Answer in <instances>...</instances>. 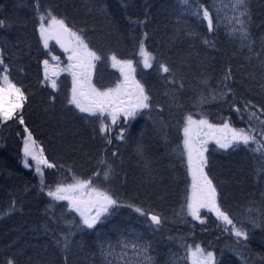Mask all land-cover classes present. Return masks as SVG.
I'll use <instances>...</instances> for the list:
<instances>
[{
    "label": "trees",
    "instance_id": "obj_1",
    "mask_svg": "<svg viewBox=\"0 0 264 264\" xmlns=\"http://www.w3.org/2000/svg\"><path fill=\"white\" fill-rule=\"evenodd\" d=\"M216 1L0 0V57L27 96L21 110L24 124L19 116L0 123V264L9 259L15 264H106L102 249L122 238L150 245L153 264H168L172 236L200 245L204 257L212 252L215 264H246L239 255L250 264H264V154L252 144L226 150L209 142L205 151V170L217 187L218 203L237 227L243 222L247 240L238 243L223 221L209 216H179L189 183L179 150L186 117L248 129L253 127L245 111L248 101L264 117V0H248L251 35L243 43L217 19ZM201 5L213 14L212 32L207 21L193 14ZM48 10L73 31L83 29L89 47L101 56L92 72L97 89L121 80L111 65L113 54L132 60L150 108L127 121L121 115L112 124L106 113H82L68 103V75L57 89L46 85L42 61L50 48L41 40L39 17H47ZM141 38L156 58L150 68H144L139 56ZM161 63L171 73H163ZM229 70L231 79L225 80ZM102 122L112 128L107 136L100 133ZM26 127L55 165L43 170V188L34 171L22 165ZM102 159L112 165V174L107 181L94 178L93 185L110 190L120 206L94 228H77L79 214L68 209L67 201L49 197L45 188L73 177H93L103 167ZM129 204L161 215V225L150 227L149 217Z\"/></svg>",
    "mask_w": 264,
    "mask_h": 264
},
{
    "label": "snow or ice",
    "instance_id": "obj_2",
    "mask_svg": "<svg viewBox=\"0 0 264 264\" xmlns=\"http://www.w3.org/2000/svg\"><path fill=\"white\" fill-rule=\"evenodd\" d=\"M189 2L190 0H182L184 4H188ZM230 7L234 15L228 20V25L230 26L228 34L235 37L238 33L242 43L248 41L251 35V16L248 0H230ZM193 14L201 18L202 21H207L208 31H213V14L208 7L201 5L199 8L195 9ZM216 14L219 15V12ZM47 17V20L43 14L39 17V33L44 47L48 48L49 40L54 39L66 53H71L68 56L70 62L68 70L72 73L73 88L71 97L68 101L69 104L74 105L80 112L89 113L90 115H95L96 113L104 115L107 113V115L111 117L112 124H116L121 115H123L125 121H127L138 115L140 110L150 108V97L146 93L144 85L135 80L134 76L131 81H129V75L135 72L132 60H118L117 56L113 54L111 56L113 67L117 65L120 66L121 73L125 77L124 83L117 84L114 89L109 88L103 91L97 89L91 83L90 69L94 67L95 61L101 59V56L89 47L84 30L73 31L66 23L65 19L58 18L51 10H48ZM137 23H143V21H138ZM2 24L3 21H0V25ZM237 25L238 27H236ZM146 35L147 33H145V36ZM204 43L208 45L210 42L205 40ZM139 55L143 58L144 68L152 67L156 58L147 51L143 38L139 41ZM53 59L57 58L53 57ZM44 65L45 78L48 79L47 60L44 61ZM262 67H264V63H262ZM160 69L163 73H171V69L163 63L160 64ZM227 79H231L230 70L225 76V80ZM51 86L53 89L57 87L55 80H52ZM85 87L87 91H85ZM229 91H231V89H229ZM221 95L227 94L222 93ZM213 98H215V96ZM26 100L27 96L25 95V91L22 87H18L17 84L13 82L9 66L4 62L3 58L0 57V123L13 120L19 116V123L24 124L21 110ZM85 101H87V103H85ZM249 105H252L251 101L245 103V110L249 109ZM252 107H255V105H252ZM236 110L237 112L240 111L238 108ZM260 111L264 113V108L260 109ZM253 118L259 120L256 112H250L249 124H251ZM259 124V130L255 127H249L247 130L244 128L235 129L231 128L227 122L223 124L222 128H217L209 124L206 119L194 120L192 115H188L186 117V126L183 129V153L181 154L183 155L186 153L187 155L188 173L192 179L191 191L186 197L188 213L193 219L201 220V209H208L210 212H214L217 219L223 221L224 224L228 226L225 230H230L231 233L235 235L238 243L241 242V238L247 240L248 233L243 228V222H241L240 227H237L233 219L230 218L229 214L224 211L218 203L217 187L213 184V181L205 171V167L208 164V160L205 156L207 142L193 139L192 128L193 126L197 128L206 126L210 132L213 133L212 138L216 139V143L221 149L227 150L235 148L240 144L250 146L251 143H255L257 145L256 152L264 154V120H260ZM24 130L27 133L23 141V153L26 158L24 162L25 167L29 166L27 158L31 157L32 160L36 161V172L43 176L41 165H45L48 168H53L55 165L43 158L42 151L39 156L36 155L34 150L36 141L33 139L27 127ZM224 130H227L230 135L223 137H216L214 135V133L223 132ZM111 131L112 128L110 125L104 124L103 122L101 123L100 133L102 135L107 136ZM123 131L124 130L121 129L120 139H123ZM258 135L260 136L259 139L257 138ZM108 143H111L110 139ZM113 155L116 154L113 153ZM100 164L103 165V167L98 169L97 172L93 174V177L87 180L73 177L74 183H57L54 189H50L47 192V195L56 201H67L68 209L79 214L81 222L76 225L77 228L81 226H86L88 229L94 228L97 223L102 222L106 215L120 206L119 200L114 198L110 190L102 186L93 185L94 178L99 180L102 177L103 181H107L112 174L111 164L104 159L100 161ZM41 185L43 188V179L41 180ZM84 189L88 191L87 199L76 195L77 192ZM127 206L134 208V210L142 216H148L151 221L150 227H158L161 225V215L148 213L144 209L135 207L131 204ZM14 207L15 203H13V208ZM201 222L203 223V221ZM250 223L257 227L260 226L256 220H251ZM64 241V246L66 248V236L64 237ZM56 243L59 244L60 241L57 240ZM124 247L127 248V241H125ZM132 251L135 254L134 264H153V258L150 256V245L134 243L132 245ZM113 252L114 249L112 245H109L107 249H102L106 264H108L107 258L110 257ZM203 252L204 250L200 245H196L194 252L189 247V253L194 258L198 255L203 256ZM7 264H15V261L9 259ZM126 264H129V262L126 261ZM174 264H178V261H175ZM193 264H196L195 259ZM199 264H215L214 254L208 252L207 256L204 257Z\"/></svg>",
    "mask_w": 264,
    "mask_h": 264
},
{
    "label": "rangeland",
    "instance_id": "obj_3",
    "mask_svg": "<svg viewBox=\"0 0 264 264\" xmlns=\"http://www.w3.org/2000/svg\"><path fill=\"white\" fill-rule=\"evenodd\" d=\"M214 10L216 11V13L219 12V15H217V19L219 21H221L230 31V26L228 25V20H229V18H231L234 15V13H233V11L231 10V7H230V0H217L216 3L214 4ZM45 18L47 20L48 17L45 16ZM236 27H238V25ZM237 35L239 36L238 33H237ZM263 37H264L263 35H262V37L260 36L261 39ZM48 48H50V52L48 54V57L45 58L42 61V72H43L44 82L46 83V85H48L50 88H52L51 82H52V80H55L56 81V85H57V87L55 89H57L58 88V82L61 79V77L63 75H68L69 76V80H70V92H69V99H70L71 93H72V88H73V77H72L71 71L68 70L69 69V65H70V62L68 60V56L71 53L70 52L66 53L64 51V49L61 48V46L58 43H56V41L54 39L53 40H49V47ZM53 57H56L57 59H53ZM140 59L142 60L141 56H140ZM45 60L48 61V66H47L48 79L45 78V65H44V61ZM111 65L113 67V61L111 62ZM113 68H117V70L119 71V74L121 76L120 82H116L112 87H110V88L114 89L117 86V84H123L124 83L125 77L121 73L119 65H117L116 67H113ZM125 71H127V70H125ZM92 72H93V67L90 69L91 83L93 85ZM133 76L135 78V74L134 73H131L129 75V81H131ZM85 91H87L86 87H85ZM85 103H87V101H85ZM245 111H246L248 117H250V112H255L251 108H249L248 110H245ZM105 116L106 117H110V116L107 115V113H106ZM257 116L259 117V120L253 118L252 119V123H253V127H255V128H257L259 130V128H260L259 121L260 120H264V117L260 116L258 113H257ZM193 119L197 120V118H193ZM223 124L224 123H221L220 125H215V127L222 128ZM185 126H186V124H185ZM230 127L231 128H235L233 126H230ZM241 128H243V127L235 128V129H241ZM26 135H27V133L24 130V135H23V138H22V153H23V147H24L23 141H24V138H25ZM214 135L216 137H223V136H226V135H230V133L227 130H224L223 132H216V133H214ZM192 136H193V139L198 140V141H206L207 143L216 142V139L212 138L213 133L210 132V130L206 126H203L201 128H197L196 126H193V128H192ZM257 138L259 139L260 136L258 135ZM183 140H184V133H183V138L180 141L179 150H181V153H183ZM251 144L257 148V145L255 143H251ZM241 145L243 147L250 148L249 146H245L243 144H241ZM34 150H35V153H36L37 156H39V154L42 151V148L40 147V145L37 142H36V144L34 146ZM181 157H182V161H183L184 167L186 168L187 173H188L187 155H186V153H184L183 155L181 154ZM43 158H45L44 154H43ZM25 159L26 158H25L24 153H23L22 165L24 167H25V163H24ZM27 159H28V162H29V166L27 168H31L34 171L35 175L37 176L38 180L41 182V180L43 179V176H41L40 174H38L36 172V161L32 160L31 157H28ZM262 162L263 163H261V164L264 166V160L263 159H262ZM45 168H46L45 165H41L42 173H43V170ZM188 176H189L188 188H187V191H186V196L184 197V200H183V203H182V207H181V209L179 211V216H180L181 220L184 219V218H189L191 220H196V219H193V217L188 213V209H187V205H186V197L191 191V183H192V179H191V176L189 175V173H188ZM74 182L75 181L61 182V183L72 184ZM56 185L57 184L51 185V186H46L45 192L47 193L50 189H54ZM76 195L80 196V197H82L84 199H87L88 191H87V189H84V190H81L80 192H77ZM200 215H201V220H203L206 216H209L212 219H215L217 222L221 221V220L217 219V217H216L214 212H210L208 209H201L200 210ZM150 224H151V221H150ZM181 238H182V236H172V238H170V240L174 244V249H172V251H170V253H169V256H168L169 263L168 264H174L175 261H178V264H184V262L186 260L189 262V264H193L194 259L196 260V264H199V262L204 259V255L203 256H199L198 255V256H196L194 258L189 253V247L194 252L196 245H194V243H190L189 245L188 244H184V242L181 240ZM125 241H127V248L124 247ZM134 243H137L136 241H134V239L131 240L130 238H127V239L122 238L118 242H113L112 244H110V245L113 246L114 252L111 255L113 260L112 261H108V264H126V261L129 262V264H134L135 254L132 251V245ZM239 258L243 259V261H245L246 264H250L241 255H239Z\"/></svg>",
    "mask_w": 264,
    "mask_h": 264
}]
</instances>
